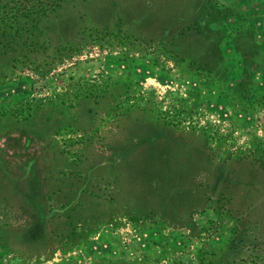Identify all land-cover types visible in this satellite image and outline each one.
I'll use <instances>...</instances> for the list:
<instances>
[{
    "label": "rangeland",
    "instance_id": "1",
    "mask_svg": "<svg viewBox=\"0 0 264 264\" xmlns=\"http://www.w3.org/2000/svg\"><path fill=\"white\" fill-rule=\"evenodd\" d=\"M91 1L87 24L79 8L47 28L56 43L66 26L70 47L5 59L15 66L0 79V264H264V0H149L152 23L132 16L143 0ZM167 26L201 33L186 42L191 66L160 40ZM159 128L175 166L180 145L210 159L201 169L190 154L203 186L188 215L153 200L181 224L126 208L136 201L119 160L131 164ZM25 193L42 226L28 228Z\"/></svg>",
    "mask_w": 264,
    "mask_h": 264
},
{
    "label": "trees",
    "instance_id": "2",
    "mask_svg": "<svg viewBox=\"0 0 264 264\" xmlns=\"http://www.w3.org/2000/svg\"><path fill=\"white\" fill-rule=\"evenodd\" d=\"M34 1V4H27V6L24 7L23 3L25 0H0V79L3 75L10 72V70L15 66L11 65L15 63L6 64L5 59L7 58L14 60L16 63L22 64L26 61H32L33 59L31 58L30 54H35L37 50L46 56L48 55V50L50 53L51 49H65L67 46L70 47V45L73 44V38L72 41L70 40V37H72L71 34L66 33L69 32L66 26H64L66 30L64 33L65 35L63 33H58V41L56 43H50L49 37H47V28H49L51 21H61L64 19L69 20L70 17H72V15L64 11L75 9L74 14L77 16L80 8L82 11V20L86 22V24L90 21V17H92L89 8L94 3L91 0ZM149 5V0H143V4L139 6L135 14L133 13L132 16H141L142 20L143 18H146V20L152 23V20H155V18L152 14L150 15L151 10H146ZM99 6L100 5L96 6V15L98 17L105 14L104 5H101L100 7ZM105 6L111 7L117 6V4L114 3V1H109ZM143 13H146V15H143ZM122 17L124 16L122 15ZM181 19H178V21H181ZM119 20L122 21L120 18ZM146 20L144 21L146 22ZM176 21L177 19L175 20L173 18L171 22ZM80 24L81 22L79 25ZM12 25L14 27H12ZM86 28V30H88L89 25ZM158 34L160 40H163L165 43L164 45L170 48L168 52L174 50L175 53L180 54L178 55L180 60L185 61L186 64H189L188 66H191V59H195V57H193L194 53L190 52L189 50L188 52L185 51V47L186 42L189 39L196 38V40H198V38H200L201 33L196 28L191 30L182 26L179 28H174V30L170 31L169 26H167L166 28L161 27L158 30ZM38 37L41 38V40L38 49H36L34 46V41L38 40ZM65 38H67V40H65ZM206 51V53H210L209 50ZM207 66L208 63L199 61L195 65L194 69L198 71H208L207 69H204ZM260 98L262 99V97ZM201 130L203 133L204 130ZM157 131L158 133L155 135L156 137H152V139L148 140L141 147L131 152L133 156L131 164H125L124 160H119L120 163L118 164H124L125 166L124 181L127 182L130 180L132 183V186H129L130 190L126 192V195L129 193L131 200L136 201V203H134L132 206L128 205L126 207L128 209L127 212L129 216L137 220L139 218H149L151 215L154 216V214H157L158 212V214H162L161 220L163 222H168V224H181L178 222H171L172 218H177V216L174 215V212L169 213L166 211H160L158 204L162 208H165V205H171L170 201H173L176 204V207L180 206V209H176L177 211L180 210L182 213L185 211L188 215V213L191 212L188 210V208L193 206L197 200L200 201L202 192H199V187L203 186L199 180L193 177L194 175H191L192 161L194 162V160L191 159L190 154L191 152H193V154L195 153V163H197L201 169L204 168V162H208L210 159H208V155L203 156V153L201 156V151L194 147L193 144H187L184 146L180 145L179 150H176V152L180 153V163L175 166L173 164L174 155L171 153V151H169V144L170 140L172 139L171 136L165 135L166 128H163L162 131H160L159 128ZM199 137L202 138V134H200ZM29 162L30 161H25V164L20 166L22 168L26 165L29 167ZM30 166L33 168L31 162ZM95 166H97V164L93 165V167ZM22 178H25L24 180H26L27 183H31V181H33L36 183V185H38V177L34 174H26ZM13 184H11L12 187ZM15 185L16 186L12 194L15 193V190H19L20 188L18 184ZM185 187L188 188L187 194L184 190L186 189ZM52 191L53 189H49L48 192ZM33 192L39 194L38 190H34ZM29 194L30 193H25L23 196H25L26 202L29 204L28 210L32 213H35L36 216V220H32V223L27 225L29 229H33L34 227L42 226L45 223L43 220L44 213L41 205L39 206V203L36 202V197L32 198L29 196ZM153 200H156L158 203L156 204V210L153 206ZM9 236V238H14L13 234ZM54 237L58 236L54 235ZM49 242V240H46V244ZM41 244L43 245V242H41Z\"/></svg>",
    "mask_w": 264,
    "mask_h": 264
}]
</instances>
